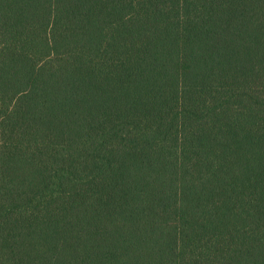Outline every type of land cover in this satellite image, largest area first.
Wrapping results in <instances>:
<instances>
[{
	"label": "trees",
	"instance_id": "trees-1",
	"mask_svg": "<svg viewBox=\"0 0 264 264\" xmlns=\"http://www.w3.org/2000/svg\"><path fill=\"white\" fill-rule=\"evenodd\" d=\"M0 264H264V0H0Z\"/></svg>",
	"mask_w": 264,
	"mask_h": 264
}]
</instances>
